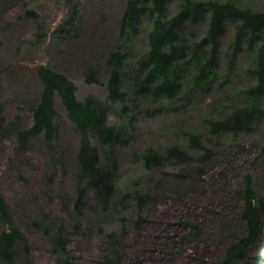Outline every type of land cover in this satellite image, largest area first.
<instances>
[{
  "label": "trees",
  "instance_id": "16d2710c",
  "mask_svg": "<svg viewBox=\"0 0 264 264\" xmlns=\"http://www.w3.org/2000/svg\"><path fill=\"white\" fill-rule=\"evenodd\" d=\"M174 2L178 5L172 11L170 6ZM77 13L73 5L71 15L55 35L65 38L70 35L76 26ZM24 16L35 21L38 18L32 11H26ZM203 24L206 29L201 36L188 31L189 27ZM228 25L233 27V35L224 50L222 41ZM144 29L147 48L138 55L133 54V40ZM118 40L105 55L108 73L105 100L93 95L78 100L77 88L69 78L40 65L35 73L40 91L27 102L30 124H26L21 113L4 118L0 107V153L8 138L15 141L21 152L29 151L38 140L49 183L54 182L57 172L62 176L70 173L56 123V97L78 135L72 167L73 191L63 199L62 209L67 221L42 211L36 222L57 264H76L69 253L71 237L75 235L96 238L103 264H123L127 234L124 213L131 208L136 211L134 227L138 230L147 221L144 211L154 206L158 195L151 190L127 191L118 186L120 150L136 141L141 121L165 113V101L175 100L183 93L203 99L210 97L227 86L240 55L246 52L250 57L248 73L252 83L241 91L239 104L218 111L206 120V129L210 135L221 138L253 134L264 122V12L231 1L127 0ZM223 55L225 70L220 66ZM85 82L99 83L97 68L86 69ZM110 115L115 117V122L109 121ZM183 134L186 146L182 141H175L163 147L141 149L138 158L143 168L160 169L174 162L183 169L169 174L173 180L203 182L215 167L216 153L202 145L197 132L189 130ZM230 194L241 204V233L225 245L222 256L214 264H249L251 250L261 241L264 191L258 192L252 176L246 174L241 186L232 189ZM113 225H118L119 230L109 229ZM190 228L191 232L185 235L187 238L199 232L195 225ZM30 257L28 240L15 224L9 204L0 192V264H15L17 260L29 264ZM251 263L264 264V245L252 255ZM133 264H141L138 256Z\"/></svg>",
  "mask_w": 264,
  "mask_h": 264
},
{
  "label": "rangeland",
  "instance_id": "374dc122",
  "mask_svg": "<svg viewBox=\"0 0 264 264\" xmlns=\"http://www.w3.org/2000/svg\"><path fill=\"white\" fill-rule=\"evenodd\" d=\"M219 1H231L264 12V0ZM126 3L127 0H0V107L3 117L10 119L21 113L26 124H30L27 102L40 91L35 76L40 65L69 78L77 88L78 100L88 95L105 100L108 78L105 55L119 43V24ZM73 5L78 12L74 30L66 38L55 35L71 15ZM177 5L178 2L172 3L171 10ZM26 11L34 12L37 20L24 16ZM145 29L133 40V54L138 55L147 48ZM205 29L206 24H203L189 27L188 31L201 36ZM232 35L233 27L228 25L222 41L224 50ZM225 64L223 55L220 63L223 70ZM250 65V57L244 52L227 86L210 97L203 99L183 93L175 100L165 101V113L141 121L136 141L120 150L118 186L127 191L151 190L158 195L154 206L144 211L147 221L138 230L134 227L138 217L136 211L131 208L124 213L127 234L123 264H133L137 256L141 264H214L222 256L225 245L241 233V204L232 199L230 191L241 186L246 174L252 176L258 192L264 191V122L253 134L217 138L208 133L206 120L240 103L241 91L252 83L248 73ZM88 67L98 69L99 83L85 82ZM55 105L60 143L70 173L62 176L57 172L53 183L47 181L38 140L29 151L21 152L15 141L8 138L0 153V192L9 204L15 224L28 240L29 264H57L36 222L42 211L67 221L62 209L63 199L73 191L72 167L78 150V135L58 97ZM109 121L115 122V117L110 115ZM189 130L200 134L202 145L216 153L215 167L203 182L173 180L169 174L183 169L174 162L160 169L143 168L138 158L141 149L163 147L175 141H182L186 146L183 132ZM191 225L197 226L199 232L187 238L185 235L191 232ZM224 225L228 229L222 230ZM109 229L119 230V227L113 225ZM263 245L264 219L261 241L251 250L249 264H252V255ZM69 253L76 264H103L101 247L94 237L72 236ZM15 264L22 263L17 260Z\"/></svg>",
  "mask_w": 264,
  "mask_h": 264
}]
</instances>
